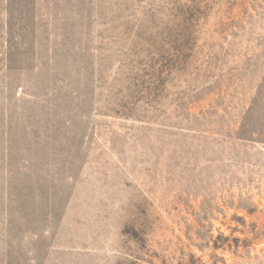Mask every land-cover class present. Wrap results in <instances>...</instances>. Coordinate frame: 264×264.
Segmentation results:
<instances>
[{
    "label": "rangeland",
    "instance_id": "374dc122",
    "mask_svg": "<svg viewBox=\"0 0 264 264\" xmlns=\"http://www.w3.org/2000/svg\"><path fill=\"white\" fill-rule=\"evenodd\" d=\"M0 264H264V0H0Z\"/></svg>",
    "mask_w": 264,
    "mask_h": 264
}]
</instances>
